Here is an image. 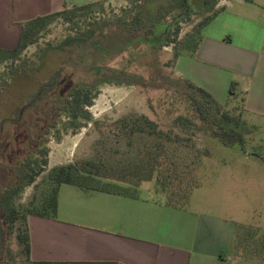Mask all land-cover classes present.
Listing matches in <instances>:
<instances>
[{"label": "trees", "instance_id": "trees-1", "mask_svg": "<svg viewBox=\"0 0 264 264\" xmlns=\"http://www.w3.org/2000/svg\"><path fill=\"white\" fill-rule=\"evenodd\" d=\"M96 1L83 5H64L60 11L27 20L21 23L17 45L11 49L0 48V63L17 61L30 45L38 42L40 35L55 17H63L68 24L77 19L78 29L73 35L65 37L56 49L43 50L42 62L47 65V58L58 54L56 60L53 57V62H57L47 65L49 72L45 74L46 78L33 90L15 116L3 119L0 130L2 124L8 121L19 124L24 110L39 107L54 93L64 72L77 70L84 72L82 80L73 81L65 100L59 105L54 104L57 115L58 111L63 112L72 124L73 131L79 130L83 122L91 120L88 107L97 96L100 85H135L151 93L162 90L169 99L177 96L185 108L184 113L174 117V125L198 127L225 147L238 144L244 149L248 124L242 117L231 116L222 110V105L206 90L181 77L175 76L173 80L165 76L159 67L156 56L158 49L175 45L181 30L180 22L188 19L192 13L188 0H159L161 4L150 17L143 16L140 11H134L133 15L129 11H123V16L113 21L91 23L87 14ZM215 15L216 12H213L200 22L199 37L191 46L186 47L188 53L185 55L191 56L197 51L201 30ZM158 24L163 27L159 40L155 38ZM179 55L176 52L174 58ZM115 59L118 60L116 66L111 67L110 63ZM142 68L151 70V73L147 77L135 73L136 70L141 72ZM23 72L14 79L26 75ZM235 85H230L231 96L235 95ZM168 92L171 94L168 95ZM160 101L161 105L173 104L165 98ZM148 103L152 108L150 99ZM165 114L170 115L169 111ZM106 132L108 138L114 141L116 149L105 151L96 159L79 160L51 169L47 174L48 186L42 191L40 201L38 204H31L25 212L15 207L14 198L21 189L32 185L35 178L44 172L47 165L46 150L42 152L41 165L34 163L31 158L21 161L16 167V183L0 194V228L3 240L6 241V232H12L19 221L24 223V228L17 229L15 238L31 264H65L31 261L28 231L30 216L50 219L56 217L61 185L122 197H136L143 183L154 181L162 190L166 206L181 209L188 205L193 190L198 186L197 179L190 176L191 172L184 173L177 169L170 158L167 144L169 133L159 128L157 122L145 115L125 117L112 123ZM122 145L126 150L123 153L119 151ZM251 154L264 162L260 154ZM233 245L241 258L264 261V231L259 235L251 226L238 224ZM12 260L6 254V246L0 245V264H8Z\"/></svg>", "mask_w": 264, "mask_h": 264}, {"label": "rangeland", "instance_id": "rangeland-1", "mask_svg": "<svg viewBox=\"0 0 264 264\" xmlns=\"http://www.w3.org/2000/svg\"><path fill=\"white\" fill-rule=\"evenodd\" d=\"M209 1L188 0L192 13L188 19L180 22L181 30L177 42L158 49L156 56L165 76L173 80L175 76L181 77L175 71L176 60L180 55L188 53L186 47L197 41L200 22L215 12L213 4L216 1ZM160 4L159 0H97L87 17L91 23L113 21L123 16V11H129L131 15L134 11H140L143 16L150 17ZM76 23L77 19L68 24L63 17H55L40 35L38 42L30 45L19 60L0 63V124L3 119L16 115L33 90L46 78L45 74L49 72L47 65L57 62H53V57L56 60L58 54L47 58V65L42 62L43 50L56 49L65 37L76 32ZM162 29L161 24L155 28L157 40L160 39ZM176 52L180 55L174 58ZM117 61L113 60L110 66H116ZM23 71L26 75L14 79L19 73H24ZM140 71L136 70L135 73L144 77L151 73V70L144 68ZM83 76V71L67 70L60 85L48 99L37 108L23 111L19 124L9 121L2 124L0 194L16 183V167L21 161L31 158L34 163L41 165L42 152L46 150L47 153L44 172L35 178L32 185L21 189L14 198V205L19 211L25 212L31 204H38L42 191L48 186L47 174L51 169L79 160L96 159L105 151L116 149L114 141L106 134L108 127L125 117L145 115L169 133L167 144L170 158L177 169L184 173L189 171L190 176L197 179L198 186L190 198L193 209L217 214L242 224L254 220L263 222L264 162L260 163L252 158L251 153H258L264 158V129H253L248 125L245 150L238 144L225 147L203 129L186 124H173L174 117L184 113L185 108L177 96L169 99L162 90L151 93L135 85L105 83L99 86L97 96L88 107L91 120L83 122L79 130L73 131L65 114L58 111L57 115L54 104L62 103L73 86V81H80ZM169 94L171 93L168 92ZM161 98H165L170 104L172 101V106L161 105ZM231 99L222 106V110L233 117L247 118L243 113L242 97L234 96ZM168 111L169 116L165 114ZM95 121L98 123L94 124ZM119 151L125 152V147L122 145ZM67 189L72 192L73 200L77 201L74 204L76 207L83 209L89 205L84 198L93 191L70 185ZM161 192V188L154 181L145 182L138 189V195L142 198L159 199L163 197ZM18 228H24V223L19 221L12 232H6V241L3 240L2 246H6V254L13 258L8 264H31L15 238Z\"/></svg>", "mask_w": 264, "mask_h": 264}, {"label": "crops", "instance_id": "crops-1", "mask_svg": "<svg viewBox=\"0 0 264 264\" xmlns=\"http://www.w3.org/2000/svg\"><path fill=\"white\" fill-rule=\"evenodd\" d=\"M96 0H0V48H14L21 23ZM216 15L202 28L197 51L180 55L175 71L206 90L220 105L243 99V118L264 129V0H218ZM235 83V95L229 94ZM251 155V154H250ZM258 162V157L251 155ZM263 163V162H262ZM61 185L54 219L30 216L31 261L65 264H264L235 251L236 220L166 206L164 197L85 195L76 207ZM191 198V197H190ZM259 235L264 220L248 224Z\"/></svg>", "mask_w": 264, "mask_h": 264}, {"label": "water", "instance_id": "water-1", "mask_svg": "<svg viewBox=\"0 0 264 264\" xmlns=\"http://www.w3.org/2000/svg\"><path fill=\"white\" fill-rule=\"evenodd\" d=\"M215 1L217 0H210L209 3H214ZM0 245L1 246L3 245V233H2L1 228H0Z\"/></svg>", "mask_w": 264, "mask_h": 264}]
</instances>
